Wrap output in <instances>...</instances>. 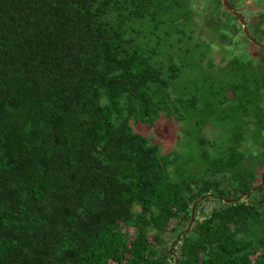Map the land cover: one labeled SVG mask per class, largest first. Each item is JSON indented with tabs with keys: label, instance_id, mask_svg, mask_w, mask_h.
<instances>
[{
	"label": "trees",
	"instance_id": "trees-1",
	"mask_svg": "<svg viewBox=\"0 0 264 264\" xmlns=\"http://www.w3.org/2000/svg\"><path fill=\"white\" fill-rule=\"evenodd\" d=\"M193 9L0 0V264H264V58L211 73ZM247 25L264 43V15ZM163 119L185 132L165 153L135 128Z\"/></svg>",
	"mask_w": 264,
	"mask_h": 264
},
{
	"label": "rangeland",
	"instance_id": "rangeland-1",
	"mask_svg": "<svg viewBox=\"0 0 264 264\" xmlns=\"http://www.w3.org/2000/svg\"><path fill=\"white\" fill-rule=\"evenodd\" d=\"M222 3H221V2ZM236 1L240 11H243L246 15L247 21H251L253 17H259L260 15H264V0H234ZM191 7V6H190ZM192 8L193 10L197 11L195 12L196 16L195 19L197 21V24L195 26L196 30V36L195 37L198 41L205 40L208 43L212 44V50L209 55L213 57V69H211V73H216L220 65L224 64L228 58L230 57L228 50H235V53L239 56L245 57H252L254 60L259 58H264V52L259 50L258 47H255V44H252L247 39L243 38L245 37L242 32L240 34L238 33L237 36L234 35L235 39L230 40L231 33L228 32L223 26L220 25V18L223 19V21L227 24L225 26L226 28H229L231 32H234L236 30L235 26L232 24L233 22L238 21L240 22L239 18H234L228 13L225 9V5L223 4V0H192ZM258 8L259 11H256ZM249 24V23H248ZM239 25V24H238ZM225 33L227 34L228 38H225ZM225 37H223V35ZM210 37V38H209ZM208 38V39H204ZM213 38V39H212ZM229 46V47H228ZM228 47V48H227ZM242 58V57H241ZM208 63V58L205 60V64ZM226 71V70H225ZM224 72L219 74H213V75H223ZM212 77V76H211ZM136 130H139L146 136H148L149 139L154 140L156 142H159L161 145V149L163 153L169 152L172 149L179 148L178 142L182 139L181 137L185 136V132H182L180 129L174 131L172 128V124L168 123L167 121L160 120L156 123L155 126L151 127H145L144 124L135 126ZM206 133L211 136V138H216L217 135L220 133V137H224V132H219L213 127L211 124H208L206 127ZM180 136V137H179ZM249 142H246L243 144V148L245 150L251 151L249 148L254 149V151H257L261 149V144L254 143L251 138H248ZM188 152L198 154L200 153V148L195 149H186V157L188 156ZM249 159L251 162L254 161L253 156L249 155ZM191 167V166H190ZM200 169L201 167H197ZM256 174L258 178L260 179L262 177V173L264 172V169L261 167L256 168ZM261 174V175H260ZM217 204V200L213 197L207 198L203 201L201 199L194 207V219L191 221L190 224H186V226L182 227L180 229V235L181 233L189 231L191 229V226L194 224L196 220H202V218L205 216V214L214 206ZM198 207V208H197ZM197 208V209H196ZM203 210V212H202ZM178 232V231H176ZM176 232H169L165 234V239L167 243L173 244L176 238H178ZM172 264V263H171Z\"/></svg>",
	"mask_w": 264,
	"mask_h": 264
},
{
	"label": "water",
	"instance_id": "water-1",
	"mask_svg": "<svg viewBox=\"0 0 264 264\" xmlns=\"http://www.w3.org/2000/svg\"><path fill=\"white\" fill-rule=\"evenodd\" d=\"M223 4L225 5V7L231 11L234 15H236L239 19L241 24L243 25L244 31L245 33L253 40L255 41L256 44H258L257 46L260 47H264V43L255 39V37L253 35H251L248 31V25H247V19H246V15L243 11L238 10L236 7L233 6V4L230 2V0H223ZM257 9L256 11H259L258 8H254ZM231 200V199H228ZM194 206L195 204L192 206V218H193V210H194Z\"/></svg>",
	"mask_w": 264,
	"mask_h": 264
}]
</instances>
